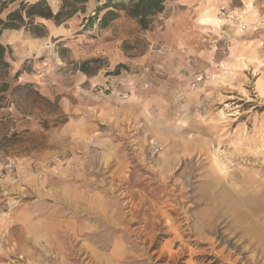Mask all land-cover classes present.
Returning a JSON list of instances; mask_svg holds the SVG:
<instances>
[{"label": "rangeland", "instance_id": "1", "mask_svg": "<svg viewBox=\"0 0 264 264\" xmlns=\"http://www.w3.org/2000/svg\"><path fill=\"white\" fill-rule=\"evenodd\" d=\"M104 1L7 46L0 264H264V0Z\"/></svg>", "mask_w": 264, "mask_h": 264}, {"label": "trees", "instance_id": "2", "mask_svg": "<svg viewBox=\"0 0 264 264\" xmlns=\"http://www.w3.org/2000/svg\"><path fill=\"white\" fill-rule=\"evenodd\" d=\"M14 0H3L1 5L13 2ZM87 0H61V5L56 12H53L46 0H38L33 3H27L23 0L15 9L9 11L4 18L0 17V34L6 29H17L24 25V20L27 19V24L30 27H37L34 24V17L48 19L56 25L70 20L77 12H83ZM165 0H106L101 5L96 6L94 15L86 19L88 25L97 17V14L102 12L98 21L100 28L106 27L112 20L118 17L119 11H123L128 17L134 18L143 30L148 29L150 18L156 13L162 12L164 9ZM2 9L0 8V14ZM86 26V25H85ZM7 46L0 43V65L7 66L5 54ZM95 62V59L83 61L78 69L83 73L88 72L87 65Z\"/></svg>", "mask_w": 264, "mask_h": 264}, {"label": "crops", "instance_id": "3", "mask_svg": "<svg viewBox=\"0 0 264 264\" xmlns=\"http://www.w3.org/2000/svg\"><path fill=\"white\" fill-rule=\"evenodd\" d=\"M30 2H35V1H38V0H29ZM174 3H177V4H180V5H188L190 4V2H192L193 0H173ZM88 4H90V8H93V6L95 5V3L93 2V0H88ZM57 9V8H56ZM55 9V10H56ZM54 10V11H55ZM76 16L72 17L70 20H68L67 22H65V24H61V25H55L53 21L51 20H48V19H43V18H40V17H36L37 20L43 24L47 30H52V29H55L57 30L56 28H59V26H63V25H68V24H71V22H73L75 19ZM75 22V21H74ZM73 24V23H72ZM79 24V23H77ZM77 28L81 27V25H76ZM69 29H67L68 31ZM110 30V26L107 27V28H104L101 31V34H107L108 31ZM25 32L24 31H21L19 29H6L2 32L1 36H0V43L3 44L4 46H13L14 44H17V43H20L21 41H24L23 42V46H24V49L25 51H31V48L33 49L31 45L33 44H37L39 43L40 39L41 38H31V36H25L24 35ZM31 47V48H30Z\"/></svg>", "mask_w": 264, "mask_h": 264}, {"label": "built area", "instance_id": "4", "mask_svg": "<svg viewBox=\"0 0 264 264\" xmlns=\"http://www.w3.org/2000/svg\"><path fill=\"white\" fill-rule=\"evenodd\" d=\"M201 79H202V76L198 77L196 80H197V82H199V81H201Z\"/></svg>", "mask_w": 264, "mask_h": 264}]
</instances>
